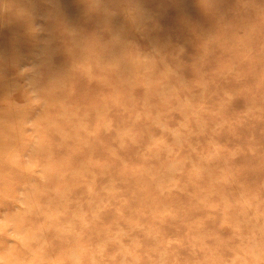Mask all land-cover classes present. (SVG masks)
I'll return each instance as SVG.
<instances>
[{"label": "clouds", "instance_id": "9594fccd", "mask_svg": "<svg viewBox=\"0 0 264 264\" xmlns=\"http://www.w3.org/2000/svg\"><path fill=\"white\" fill-rule=\"evenodd\" d=\"M66 2L0 0V264H264V0Z\"/></svg>", "mask_w": 264, "mask_h": 264}, {"label": "rangeland", "instance_id": "374dc122", "mask_svg": "<svg viewBox=\"0 0 264 264\" xmlns=\"http://www.w3.org/2000/svg\"><path fill=\"white\" fill-rule=\"evenodd\" d=\"M66 8L69 11L72 10L71 0H67ZM194 19L203 22V17L199 14H195ZM0 34V46L7 47L11 44H16L22 49L26 47L24 41L17 34L10 33L7 31L2 32ZM186 38V31L182 28V26L176 21V19L172 15H169L168 18L164 21V31L161 33V40L167 41L171 39L173 41L180 40L182 42Z\"/></svg>", "mask_w": 264, "mask_h": 264}, {"label": "bare ground", "instance_id": "6f19581e", "mask_svg": "<svg viewBox=\"0 0 264 264\" xmlns=\"http://www.w3.org/2000/svg\"><path fill=\"white\" fill-rule=\"evenodd\" d=\"M1 35V34H0Z\"/></svg>", "mask_w": 264, "mask_h": 264}]
</instances>
